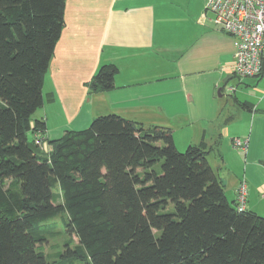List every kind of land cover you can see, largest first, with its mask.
<instances>
[{
  "label": "trees",
  "instance_id": "1",
  "mask_svg": "<svg viewBox=\"0 0 264 264\" xmlns=\"http://www.w3.org/2000/svg\"><path fill=\"white\" fill-rule=\"evenodd\" d=\"M64 7L0 0V264H264V216L227 198L205 141L179 152L171 129L105 114L42 153L34 113ZM117 71L100 65L88 90ZM57 215L68 238L46 255Z\"/></svg>",
  "mask_w": 264,
  "mask_h": 264
},
{
  "label": "crops",
  "instance_id": "2",
  "mask_svg": "<svg viewBox=\"0 0 264 264\" xmlns=\"http://www.w3.org/2000/svg\"><path fill=\"white\" fill-rule=\"evenodd\" d=\"M204 5L205 0H65L64 25L43 78V103L34 113L45 122L43 151L50 149L49 140L105 114L167 127L177 148L205 141L227 198L237 203L244 182L245 209L262 214L264 72L233 75L232 39ZM170 32L173 38H167ZM107 63L118 68L114 88L90 92L87 82ZM207 66L212 74L203 70ZM232 77L237 82L227 87ZM232 86L230 107L210 106L217 87L222 96ZM235 137L248 140L246 149L233 146Z\"/></svg>",
  "mask_w": 264,
  "mask_h": 264
},
{
  "label": "built area",
  "instance_id": "3",
  "mask_svg": "<svg viewBox=\"0 0 264 264\" xmlns=\"http://www.w3.org/2000/svg\"><path fill=\"white\" fill-rule=\"evenodd\" d=\"M204 11L211 13L213 23L232 38L233 74L238 79L263 74L264 0H205ZM34 141L45 149L41 136L36 135ZM232 144L243 146L245 142L235 138ZM238 193L242 201L244 189L240 186ZM238 202L237 210L242 211L244 202Z\"/></svg>",
  "mask_w": 264,
  "mask_h": 264
},
{
  "label": "rangeland",
  "instance_id": "4",
  "mask_svg": "<svg viewBox=\"0 0 264 264\" xmlns=\"http://www.w3.org/2000/svg\"><path fill=\"white\" fill-rule=\"evenodd\" d=\"M205 6V5H204ZM211 14V13H210ZM218 27V26H217ZM222 33H224V34H226L225 32H223L222 31ZM226 35H228V34H226ZM173 36H174V33L173 32H170V34L167 36V38H173ZM232 39V38H231ZM174 41H176L177 39L176 38H174L173 39ZM179 41H182V39H180ZM189 41H190V37H189ZM184 43H185V40H184ZM175 47V49L178 47V45L177 44H175L174 45ZM156 50L161 54V52L159 51V49H157L156 48ZM203 70H207V72H210L211 74H212V72H211V67H209V66H207V67H204L203 68ZM203 72H205V71H203ZM203 72H201V73H203ZM210 73H208L209 74V76H210ZM234 75V74H233ZM235 76V75H234ZM200 77L203 79V78H206V76L205 75H200ZM236 77V76H235ZM235 77H232V78H230L229 80H228V83H227V87H229V84H234V83H236L237 82V79L235 78ZM257 77V76H256ZM207 79V78H206ZM205 88H208V87H205ZM232 88H234L233 86H232ZM218 87L216 88V90H215V97H216V100H215V102H211V104H210V106L211 107H214L215 105H216V103L218 104V105H224L226 108L227 107H230L231 106V104H233L234 102H233V99H232V94H231V91L230 90H228V88L226 89V92H223V95L222 96H220L219 94H218ZM232 91H234V90H232ZM41 138H42V136H41ZM236 139H241L242 141H244L245 142V144L243 145V146H235L234 144V146H235V148L237 147V149H240V150H244V149H246V147H247V143H248V140L247 139H245V138H240V137H235ZM235 138H233V139H235ZM233 139H232V143H233ZM178 144V143H177ZM193 144H195V143H193ZM209 144H211V143H209ZM179 148H177L176 147V149L179 151V152H183L185 149H186V147L188 146V145H186L185 147H183V145L181 144V143H179ZM38 150H39V148H38ZM42 150V149H41ZM42 153H43V150H42ZM208 159V162H209V164L212 162V159H210V157H208L207 158ZM211 165V164H210ZM212 167V166H211ZM213 168V167H212ZM214 170V169H213ZM240 188L242 187L243 189H244V195H243V199H242V201H241V199L239 198V193H238V195H237V202L238 201H240V202H244V204H245V195H246V187H245V183L244 182H242V183H240ZM239 188V187H238ZM244 209H245V207H244ZM259 214H261V213H259ZM260 216H264V211H263V213L260 215ZM51 222H53V223H55V225H53L54 226V228H53V233H52V235H50V236H48V239L46 240V242H44V243H42V251H44V253L46 254V255H52L55 251H57V250H59V249H61V247H62V245L64 244V242L67 240V235H66V233H65V231H64V228H63V225H62V221H61V219H60V217H59V215H57V216H54L53 218H51ZM74 240H75V238L74 237H72Z\"/></svg>",
  "mask_w": 264,
  "mask_h": 264
},
{
  "label": "water",
  "instance_id": "5",
  "mask_svg": "<svg viewBox=\"0 0 264 264\" xmlns=\"http://www.w3.org/2000/svg\"><path fill=\"white\" fill-rule=\"evenodd\" d=\"M226 80V77H225V79H224V81ZM219 90V89H218Z\"/></svg>",
  "mask_w": 264,
  "mask_h": 264
}]
</instances>
